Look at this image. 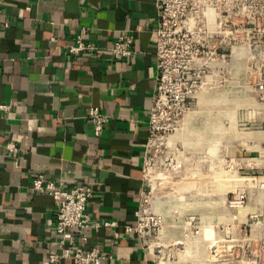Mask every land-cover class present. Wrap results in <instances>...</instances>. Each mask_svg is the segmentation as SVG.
<instances>
[{
	"label": "crops",
	"instance_id": "1",
	"mask_svg": "<svg viewBox=\"0 0 264 264\" xmlns=\"http://www.w3.org/2000/svg\"><path fill=\"white\" fill-rule=\"evenodd\" d=\"M156 28L155 0H0V104L10 107L0 114V264H46L60 253L56 206L32 190L38 174L65 188L90 186L92 220L117 223L78 233L87 249L100 246L111 256L98 264H154L124 229L135 224L147 189ZM82 30L95 52L74 56L68 50ZM120 36L133 39L135 55L115 61L109 49ZM90 107L109 118L99 137ZM9 142L16 146L11 152ZM262 173L257 165L243 168L240 187ZM248 191L246 209L262 212L263 192ZM249 221L240 214V224ZM257 221L248 236L257 238L253 252L264 242L263 216Z\"/></svg>",
	"mask_w": 264,
	"mask_h": 264
},
{
	"label": "built area",
	"instance_id": "2",
	"mask_svg": "<svg viewBox=\"0 0 264 264\" xmlns=\"http://www.w3.org/2000/svg\"><path fill=\"white\" fill-rule=\"evenodd\" d=\"M155 8L157 28L153 57L156 86L148 116V148L158 134H163L159 137L162 139L167 132L174 130L190 109L197 105L203 93L219 89L223 83L232 84L231 87L240 93V61L244 70L242 84L254 96L252 107L264 108V0H155ZM7 27L8 22H5L4 28ZM83 31L76 36L68 50L74 56L95 52L94 46L83 39ZM132 46L133 39L130 37L116 38L109 49L112 59L121 61L132 58L135 55ZM9 108L0 104V114ZM87 118L94 136L99 137L109 122L108 116L100 108L90 107ZM15 148L13 142L6 145L8 152ZM260 149L259 152L252 151L254 154L260 153L258 158L264 157V141ZM254 159L256 157L248 160ZM252 167L254 165L249 166ZM143 172L146 177L145 165ZM263 175L258 176L256 182L249 183L251 180L248 179L247 187H241L229 201L232 207L247 208L248 189L253 187L261 190L262 212L246 214L255 222H258L259 216L264 218ZM32 190L49 195L56 206L55 233L60 253L50 254L46 264L64 261L98 264L111 259L100 246L87 249V237L78 235L81 231L99 232L101 229L114 230L117 227L116 222L92 220L88 211V202L93 195L90 186L80 184L65 188L62 182L46 181L44 175L38 174L32 180ZM145 192L140 194L135 224L124 231L140 239L141 245L156 264L157 259L165 256V260L177 257L183 248L180 242L161 241V219L157 218L159 222L156 220ZM193 220L188 219L183 232L189 236H199L200 230L191 225ZM243 225L249 227L248 236H251L252 223H241L240 228ZM249 241L250 245L243 252L254 257L251 264H264L254 254L256 251L251 249L252 240ZM214 248L215 257L220 261L217 264H223L222 252L225 247L215 245Z\"/></svg>",
	"mask_w": 264,
	"mask_h": 264
},
{
	"label": "rangeland",
	"instance_id": "3",
	"mask_svg": "<svg viewBox=\"0 0 264 264\" xmlns=\"http://www.w3.org/2000/svg\"><path fill=\"white\" fill-rule=\"evenodd\" d=\"M242 72L240 61V93L230 83L203 93L175 129L162 139L158 134L148 148L145 193L156 220L161 219V241L180 242L183 248L177 257L165 256L156 264H217L215 245L225 247L223 264L254 260L243 251L249 239L257 238H247L249 227L240 228V214L246 216L253 209L229 204L240 191L242 168L257 165L264 173L263 156L248 160L255 158L252 151L259 152L264 141V108L252 107L254 96L244 88ZM189 218L199 236L183 232ZM248 223L254 230L255 222ZM259 245L254 254L264 263V242ZM250 247L255 249L253 243Z\"/></svg>",
	"mask_w": 264,
	"mask_h": 264
},
{
	"label": "bare ground",
	"instance_id": "4",
	"mask_svg": "<svg viewBox=\"0 0 264 264\" xmlns=\"http://www.w3.org/2000/svg\"><path fill=\"white\" fill-rule=\"evenodd\" d=\"M240 54H241V52H240ZM199 140V139H198ZM208 150H209V147H208ZM217 151V150H216ZM211 154V153H210ZM213 160H214V158H213ZM218 161V160H217ZM217 165V164H216ZM182 186V185H181ZM183 192V191H182ZM202 208V207H201ZM210 230H208V231H206V233H205V235H208V234H210V232H209Z\"/></svg>",
	"mask_w": 264,
	"mask_h": 264
}]
</instances>
